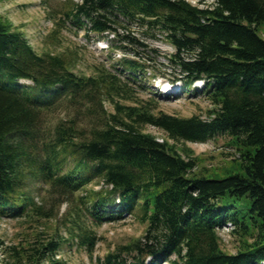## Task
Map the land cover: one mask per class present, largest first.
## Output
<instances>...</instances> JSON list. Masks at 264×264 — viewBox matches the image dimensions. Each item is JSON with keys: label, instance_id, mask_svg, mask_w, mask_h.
<instances>
[{"label": "trees", "instance_id": "1", "mask_svg": "<svg viewBox=\"0 0 264 264\" xmlns=\"http://www.w3.org/2000/svg\"><path fill=\"white\" fill-rule=\"evenodd\" d=\"M207 1L66 0L59 11L47 10L54 28L45 45L55 46L67 25L86 37L114 35L110 58L116 49L123 57L95 65L91 76L73 72L64 52L37 53L0 14V220L25 228L16 243L0 240L4 264H62L56 255L63 236L93 260L103 238L86 223L124 213L145 226L143 235L105 243L96 264L264 261V0ZM159 34L174 48L169 65L180 71L169 78L146 42ZM156 77L179 82L188 98L202 95L208 116L156 111L163 99L146 87ZM59 108L69 117L43 130V115ZM147 126L167 139L157 141ZM217 135L238 155L223 174L198 168L200 159L175 145ZM32 186L45 187L38 201ZM228 221L235 253L222 249L216 231Z\"/></svg>", "mask_w": 264, "mask_h": 264}, {"label": "rangeland", "instance_id": "2", "mask_svg": "<svg viewBox=\"0 0 264 264\" xmlns=\"http://www.w3.org/2000/svg\"><path fill=\"white\" fill-rule=\"evenodd\" d=\"M65 1L66 0H50L48 6L44 8L41 5V0H0V14L10 20L13 26L25 35L29 44L37 53L64 52V55L70 59L73 72L78 75L91 76L94 73L95 65H108L110 62L109 59H111L110 55L97 44L102 41L101 38L93 34H89V37H86L85 30L82 29L76 33L75 29L67 25V27L70 28L56 35L57 41L55 46L44 44L46 35L54 28L53 20L48 19L47 10L53 9L59 11ZM73 1L77 2L78 0ZM187 1L193 5H198L200 3L199 0ZM206 3L209 5L210 0ZM202 6L203 5H201V7ZM58 17L59 16H57V18ZM130 29L140 37V30L135 24H132ZM260 34L264 38V28L261 29ZM146 42L150 49H156L158 51L157 62L162 64L160 73L165 75L166 78H169L167 75H171V73H180L178 66L167 65V62L163 61L166 59V56L172 55L174 51L160 34L155 40L147 38ZM117 50L122 53L121 49ZM166 80L167 79L160 77L154 78V88L151 85H146V87L151 90L152 93H154L156 89H161L165 86L179 87L178 82L170 85ZM21 82L31 84L29 81ZM148 96L153 97L152 94ZM107 107L109 111H112L110 106ZM155 108L156 111H162L168 115L185 119L192 116H199L205 119L208 116V111L211 109L209 103L202 95L190 98L185 95H180L177 98L158 100ZM68 113L69 112L65 108H59L51 113H46L41 119L40 126H42L43 130L48 131V129L52 128L58 121L68 118ZM80 125L89 128L88 126L91 124L88 119H83ZM143 129L145 132L153 134L160 140L167 139L166 135L163 134L161 130L149 126ZM228 140L227 136L217 135L206 143L178 142L175 145L179 150L188 148L192 151V156L200 159L198 168L210 169V173L217 172L218 174H223V172L230 171L233 168L234 163H232V161L238 157L234 149L229 146ZM168 141L172 143V141ZM219 178H222V176ZM92 187L98 190L101 186L93 182ZM30 189L32 197L37 201L45 195V187L39 186L36 188L32 186ZM77 195H79V193ZM65 208L66 205L63 204L60 212H64ZM49 225L52 227L55 226L54 221H51ZM86 225L92 229L98 238H103V240H99L95 248L93 260L88 257L83 249H79L76 246V241H72L71 238L63 236L66 241L61 245L60 251L56 256L62 264H96L94 259H101L107 251L105 243H110L112 246L114 244L126 243L132 238L141 237L145 229V226L135 220L133 216H128L112 222H103L100 225L93 226L91 222L86 223ZM24 229V227L20 226L18 222L14 220H0V240L3 241L5 245L16 243L22 237L18 234ZM230 230L231 228L227 227L223 229L222 232H219L222 242L221 247L226 252L235 253L238 247V241L237 237L229 232ZM49 233L52 232L49 231ZM110 249L112 250L113 247ZM0 264H4L2 248H0Z\"/></svg>", "mask_w": 264, "mask_h": 264}, {"label": "bare ground", "instance_id": "3", "mask_svg": "<svg viewBox=\"0 0 264 264\" xmlns=\"http://www.w3.org/2000/svg\"><path fill=\"white\" fill-rule=\"evenodd\" d=\"M227 227L231 228L232 229V226L230 223H227L226 226L223 227V229H226Z\"/></svg>", "mask_w": 264, "mask_h": 264}]
</instances>
